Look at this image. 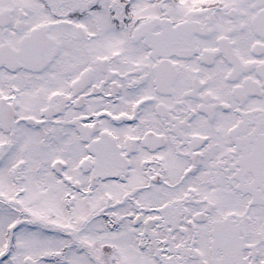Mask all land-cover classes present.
Instances as JSON below:
<instances>
[{"label": "snow or ice", "instance_id": "1", "mask_svg": "<svg viewBox=\"0 0 264 264\" xmlns=\"http://www.w3.org/2000/svg\"><path fill=\"white\" fill-rule=\"evenodd\" d=\"M0 264H264V0H0Z\"/></svg>", "mask_w": 264, "mask_h": 264}]
</instances>
